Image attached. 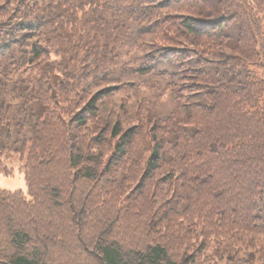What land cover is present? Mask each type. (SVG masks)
I'll use <instances>...</instances> for the list:
<instances>
[{
	"label": "trees",
	"instance_id": "16d2710c",
	"mask_svg": "<svg viewBox=\"0 0 264 264\" xmlns=\"http://www.w3.org/2000/svg\"><path fill=\"white\" fill-rule=\"evenodd\" d=\"M14 155L0 264H264V0H0Z\"/></svg>",
	"mask_w": 264,
	"mask_h": 264
},
{
	"label": "rangeland",
	"instance_id": "374dc122",
	"mask_svg": "<svg viewBox=\"0 0 264 264\" xmlns=\"http://www.w3.org/2000/svg\"><path fill=\"white\" fill-rule=\"evenodd\" d=\"M118 74V73H117ZM116 74V75H117ZM115 75V76H116ZM112 76V75H111ZM107 83V82H106ZM134 84L128 80L123 81L122 83L118 84H111L113 91V97L119 100L120 96L123 93V90L130 88V85ZM104 86H109V84H104ZM90 102L86 105L88 107ZM162 109L165 108V105L162 104ZM85 107V108H86ZM81 112V111H80ZM79 112V113H80ZM78 114V113H77ZM106 159L111 155V152L106 150ZM25 163V159H22L19 155H14L11 157H4L2 158V163L0 164V188L9 190V191H26V178L25 174L21 171L22 166ZM9 169V173H4L3 170ZM2 231L6 232L9 229V226L5 224V221L1 224ZM73 226L70 224H66L63 229V234L65 235L66 239L62 242H50L49 248L42 252L44 259L50 262L58 263V264H66L70 262H75L81 259H87L88 261L91 260V256L83 253L78 249H72L69 247L73 245L72 240V233H73ZM46 232V230H43ZM65 242H69L70 244L67 245ZM5 244L9 245V238H5Z\"/></svg>",
	"mask_w": 264,
	"mask_h": 264
}]
</instances>
